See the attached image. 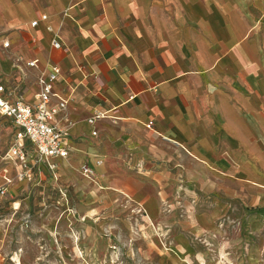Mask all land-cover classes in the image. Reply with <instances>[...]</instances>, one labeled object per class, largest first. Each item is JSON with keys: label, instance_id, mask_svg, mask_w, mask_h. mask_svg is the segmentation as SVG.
Listing matches in <instances>:
<instances>
[{"label": "crops", "instance_id": "1", "mask_svg": "<svg viewBox=\"0 0 264 264\" xmlns=\"http://www.w3.org/2000/svg\"><path fill=\"white\" fill-rule=\"evenodd\" d=\"M52 66L69 152L48 159L55 171L85 160L105 176L88 200L164 225L160 264H264V0H0L6 97L33 105ZM14 132L2 118L7 193L30 183L3 159ZM27 157L33 178L49 173Z\"/></svg>", "mask_w": 264, "mask_h": 264}, {"label": "rangeland", "instance_id": "2", "mask_svg": "<svg viewBox=\"0 0 264 264\" xmlns=\"http://www.w3.org/2000/svg\"><path fill=\"white\" fill-rule=\"evenodd\" d=\"M6 147L1 143L0 153ZM87 165H68L73 175L67 177L61 167L54 176L39 165L30 183L13 185L0 199L5 264H160L155 247L169 249L166 227L145 222L130 205H106L103 192L88 200L89 191L105 187V176L93 171L94 182L85 178ZM177 194L179 200L185 195Z\"/></svg>", "mask_w": 264, "mask_h": 264}, {"label": "built area", "instance_id": "3", "mask_svg": "<svg viewBox=\"0 0 264 264\" xmlns=\"http://www.w3.org/2000/svg\"><path fill=\"white\" fill-rule=\"evenodd\" d=\"M40 20L45 21L46 16L42 15ZM30 26L36 27L37 21H33ZM51 45L55 49L60 48V43L56 37L52 40ZM2 47L7 48L8 43L3 42ZM35 65L36 61L25 64L28 68H33ZM59 73V68L52 66L46 76L40 75L38 77L39 91L33 105L26 104L21 100L10 102L5 95L6 91L0 78V120L6 118L15 127L11 144L3 159L5 161L15 160L19 164L20 170L16 175L19 181L31 182L33 179L32 168L27 163L28 148L39 160L46 161L49 172L54 176L55 167L48 162V159L55 157L65 159L68 157L69 152L65 142L66 131L59 128L54 122L57 115L66 110V101L59 100L53 105L51 103L55 97L53 84L57 81ZM102 117V114H95L87 122L91 125ZM150 125L151 123L147 125V128ZM82 173L85 178L94 182L93 171L90 168L83 166ZM6 194V187H0V199L5 197Z\"/></svg>", "mask_w": 264, "mask_h": 264}, {"label": "bare ground", "instance_id": "4", "mask_svg": "<svg viewBox=\"0 0 264 264\" xmlns=\"http://www.w3.org/2000/svg\"><path fill=\"white\" fill-rule=\"evenodd\" d=\"M150 223H151V222H150ZM75 239H76V240H78V238H77V237H75ZM76 249H77V248H76ZM76 249H75V250H76ZM77 250H78V249H77ZM79 254H80V253H79ZM79 254H78V255H79Z\"/></svg>", "mask_w": 264, "mask_h": 264}]
</instances>
